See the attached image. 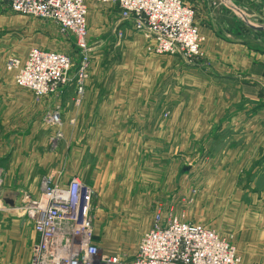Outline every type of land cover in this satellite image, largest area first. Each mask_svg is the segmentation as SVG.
<instances>
[{"label": "crops", "instance_id": "1", "mask_svg": "<svg viewBox=\"0 0 264 264\" xmlns=\"http://www.w3.org/2000/svg\"><path fill=\"white\" fill-rule=\"evenodd\" d=\"M185 1L195 8L194 20L205 39L201 61L197 64L181 61L182 65L194 68L188 69L190 72L183 70L189 72V75L184 74L183 77L195 79L202 100L210 95L216 105L219 107L222 103L225 108L223 112H227V122L221 125L217 123L219 120H205V107L204 112H198L202 115L201 129L203 124L209 123V128L218 125V131L229 130V148L222 158L230 164L231 169L241 172H236L235 176L241 178L240 195H250L249 207L256 205L260 211L259 217L243 223L244 226H250L251 231L243 233L237 243H233L241 257L240 264H264V50L251 45L252 42L247 39L263 29L253 21L264 20V1ZM86 2L88 7L90 0ZM226 2L242 11L245 26L238 24L236 16L231 18L226 13V6L223 5ZM110 5L116 9L115 14L119 18L116 26L122 34V40L119 38L120 46L117 47L112 46L115 38L107 40L110 45H104L96 53V59L91 64L93 73L85 81L83 99L78 105L73 102L74 85L67 86L58 95H45L34 100L29 90L15 84L13 74L5 66L9 53L0 48V211L9 210L14 216L9 219V226L0 227V264H29L31 246L36 242L37 234L32 220L21 218L18 211L24 193L38 194L42 176L61 172L63 182L74 175L82 177L85 171L80 166L81 162L82 167L91 169L93 174L97 169L104 168L106 154L97 158L100 165L96 166L94 156H86L83 161L76 158L78 145L90 147L94 153L92 147L114 146L120 147L119 151H122L129 141H142L149 147L145 156L150 162L155 159L154 152L153 155L150 153V147L156 143L163 145L167 140L178 137L175 132L177 123L170 118L171 110L123 109L122 100L128 96L125 90L139 89L137 72L147 74V88L152 91L157 82L173 73L170 68L172 57L178 56L148 55L144 48L148 38L133 28L132 21L120 20L119 7L116 4ZM100 14L103 18L108 17L107 12ZM245 17L250 18L251 22ZM229 19H233L235 24L227 25ZM110 28L112 26H106L101 32L107 35ZM74 56L76 58V54ZM112 57L116 59L112 64L115 76L110 79L104 75L103 65H107L104 63L106 58ZM198 70L201 74L197 73ZM132 74L135 79L130 83L129 75ZM163 95L167 97L166 103L170 102V86L163 91ZM69 100L74 104L73 109L62 106ZM225 102H228L226 106ZM216 105H211L214 113L218 108ZM56 107L60 109L61 123L50 125L45 117ZM196 110H199V106ZM182 126L179 138L185 144L188 136L187 122ZM58 133L63 136V144L67 147L66 158H59V145L51 143ZM119 160L117 157L114 161L116 163Z\"/></svg>", "mask_w": 264, "mask_h": 264}, {"label": "rangeland", "instance_id": "2", "mask_svg": "<svg viewBox=\"0 0 264 264\" xmlns=\"http://www.w3.org/2000/svg\"><path fill=\"white\" fill-rule=\"evenodd\" d=\"M90 3L86 21L92 64L99 49L109 44L107 40L115 38V44L112 46H120L122 34L117 38V33L120 31L116 26L119 18L116 17L115 7L95 0H90ZM223 5L226 6V13L231 18L233 15L236 16L238 24L242 23L245 26L244 17L237 9L229 2ZM4 6L6 8H3ZM101 12H107L108 17L103 18ZM0 14L3 15L0 17L2 20L0 48L6 49L7 54L9 53L6 60L11 56L24 58L30 46L49 47L70 52L73 56L77 53L74 39L59 31L53 21L14 13L6 3H0ZM247 19L251 22L250 18ZM253 22L263 29L254 32V36L247 39L252 42L251 45L264 50V20ZM234 24L233 19L227 21L229 26ZM106 26H112L107 35L106 32H101ZM148 39L144 46L146 53L160 56L147 50V45L151 42ZM104 61L107 64L103 65L104 75L110 79L114 78L115 67L113 68L112 64L116 59L112 57ZM181 61L182 59L178 57H172L170 68L173 69V73L161 82H157L154 90H148L147 74L139 71L137 72L139 89L124 91L128 96L122 99L123 109H169L171 120L177 123L175 132L178 137L175 140H167L163 145L156 143L154 147H150V153L154 152L155 159L147 161L145 151L149 147L142 141L138 143L129 141L122 151H119L120 147L96 146L92 147L94 151L92 153L90 147L85 148L83 145L76 147V158L83 161L86 156H94L96 166L100 165L97 162L98 157L105 154L107 156V160L103 163L104 168L97 169L94 174L91 169L82 167L81 162L80 166L85 171L81 178L93 188L91 214L95 238L100 250L104 253L119 254L124 264L134 256L138 241L143 232L150 227L155 212H160L162 215L173 213L182 220L201 223L215 229L222 238L234 243H237L243 233H248L252 229L250 226H244V221L249 223L251 218L260 216L256 205L249 207L251 196L240 195L241 178L235 177L238 171L231 169L230 164L222 158L229 148L228 141L231 138L228 135L229 130L218 131V125L216 128L215 126L209 128V123L203 124L201 129L202 115L198 112H204L207 107V114L204 113L205 120L209 122L219 120L217 123L222 125L223 122H227V112H223L225 108L222 103L218 107L210 95L204 100L201 99L195 79L183 77L184 74L189 75L188 69L194 68L182 65ZM91 72L93 73V68L90 67L88 78ZM129 77L131 83L135 75ZM169 86L172 99L166 103L167 97L163 95V91ZM226 91L227 89L224 92ZM40 98L33 97L34 100ZM73 102L69 100L62 106H65V109H73ZM164 103L166 107L163 106ZM227 103L225 102L224 105L226 106ZM211 105L218 107L215 113ZM197 106H199L198 111ZM184 122H187L188 133L185 144L179 138L180 127H184L182 126ZM225 128L226 126L223 129ZM51 143L54 146L59 145V158L67 157L63 136H54ZM117 157L120 159L116 162L118 167L115 163ZM20 211L18 213H21V218L31 221L27 214H22ZM11 213L9 210L2 213L0 211V218L3 219L0 221V227L9 226V219L14 217Z\"/></svg>", "mask_w": 264, "mask_h": 264}, {"label": "built area", "instance_id": "3", "mask_svg": "<svg viewBox=\"0 0 264 264\" xmlns=\"http://www.w3.org/2000/svg\"><path fill=\"white\" fill-rule=\"evenodd\" d=\"M86 1L0 0L14 13L53 21L77 46L76 58L40 46L29 47L24 58L9 57L5 66L18 87L40 98L58 95L74 85V104L81 103L91 67ZM95 1L116 4L120 20L132 21L133 28L150 39L147 50L151 53L178 56L188 64L203 59L205 38L195 23V8L185 0ZM237 11L243 15L240 9ZM120 35L118 32L117 36ZM45 120L50 125H59L60 109L56 107L47 113ZM92 194V186L83 178L74 175L63 182L61 172L42 176L37 195L24 193L19 209L30 217L37 234L29 264H124L119 254L100 250L91 214ZM240 263L235 244L222 238L215 229L182 220L173 213L155 212L127 264Z\"/></svg>", "mask_w": 264, "mask_h": 264}, {"label": "water", "instance_id": "4", "mask_svg": "<svg viewBox=\"0 0 264 264\" xmlns=\"http://www.w3.org/2000/svg\"><path fill=\"white\" fill-rule=\"evenodd\" d=\"M259 28H262V27H259ZM10 205H13V204H10Z\"/></svg>", "mask_w": 264, "mask_h": 264}]
</instances>
